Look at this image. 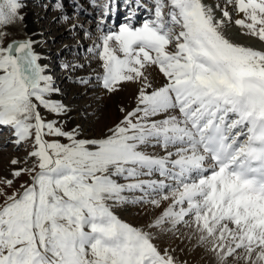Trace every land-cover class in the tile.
<instances>
[{
	"label": "snow or ice",
	"instance_id": "snow-or-ice-1",
	"mask_svg": "<svg viewBox=\"0 0 264 264\" xmlns=\"http://www.w3.org/2000/svg\"><path fill=\"white\" fill-rule=\"evenodd\" d=\"M124 2L121 21L117 0H89L100 71L74 83L97 98L133 89L115 119L97 105L91 128L69 124L34 41L5 46L0 31V131L30 149L0 178V264H187L168 236L213 264H264V48L228 35L264 43V0ZM22 8L0 0V29Z\"/></svg>",
	"mask_w": 264,
	"mask_h": 264
},
{
	"label": "bare ground",
	"instance_id": "bare-ground-1",
	"mask_svg": "<svg viewBox=\"0 0 264 264\" xmlns=\"http://www.w3.org/2000/svg\"><path fill=\"white\" fill-rule=\"evenodd\" d=\"M100 1V0H99ZM98 1V2H99ZM43 1L41 0H21V3L23 5V8L21 10L20 15L23 16V20H17L13 25H10L6 27L9 32V36L13 35H29L31 39L34 41V46L38 50L39 53H41L43 59L42 63L47 64L49 69H50V74L53 75L54 80L58 79L57 76V62L53 63L52 61L47 60V48L43 46V40L44 39H50L54 41H59L63 37H68L71 36L75 33V30L71 29L72 24L78 25L77 28H80L79 25L81 23L79 20H71V16H85V19H88L90 17V13H95L99 15V10L96 11L97 9H94L92 6H90L89 10L91 11H80L78 12L77 10V5H81V0H76L74 3H72L71 6H66L63 7V9H57L55 5L57 3H50L54 2L53 0H50V2H45L43 4V7H37L33 8L32 6L34 5H41ZM82 2H86L88 5L89 0H82ZM103 1H100L99 3H102ZM206 3L214 5L216 3V0H205ZM37 3V4H36ZM58 3H65V0H59ZM127 8V5L126 7ZM51 11H54V16L49 17ZM41 12V13H40ZM42 12H45V14H42ZM98 12V13H97ZM62 13L64 15L69 16V20L65 21L62 19ZM71 13V14H70ZM72 13H76L73 14ZM91 24V23H89ZM93 25V24H92ZM92 25L90 26H84L82 27V30L85 31V29L89 31H93L96 36L98 33L95 32V29L92 30ZM1 31V29H0ZM55 31V35H51V32ZM228 35L232 37L233 39H236L244 44L251 45L257 48H264V43L259 42L256 38L252 37H245V36H240L238 34V29L235 26H230L228 29ZM7 37V38H8ZM7 38L3 41L4 42L7 40ZM96 39V37H95ZM71 42V41H70ZM69 42V43H70ZM49 47V46H47ZM75 48V43L74 47L73 46H66L65 49H74ZM82 51L83 48H85L83 45H81ZM80 49V48H79ZM78 49V51H79ZM55 50V49H54ZM55 52V51H54ZM60 52V50H59ZM56 51V55L59 57L58 53ZM70 53H73L70 51ZM73 57H69V60H73ZM73 64L77 65V62L73 61ZM71 64V63H70ZM59 65H61V62H59ZM92 67H96V65H93ZM85 77L89 76V74L85 73L83 74L82 72H76L75 73V78L77 77ZM65 88V87H63ZM69 88V87H68ZM132 86H128L126 90L122 93H120L118 96H116L118 102H125V103H131V96H132ZM67 93V90H65L64 93H62V97ZM72 98L69 100H64V102L68 105L71 106L73 111L71 112V117L72 119L69 121V124L73 123H81L85 128L91 127V122L94 118V110L96 109L97 105H99L102 109H104V114L112 119H115L117 116H119V112L117 111V107L114 105V102L112 101V98H107L104 97L102 94H100V98H97V93L93 91H87L85 89V86L79 90H71L70 91ZM86 93V94H85ZM74 98H80V101H76ZM79 100V99H77ZM88 100V101H87ZM90 100V101H89ZM86 104H90L89 108L86 109ZM7 130V129H4ZM5 145L4 142L0 143V146L3 147ZM5 149V148H4ZM3 149V151H4ZM14 167H20L19 165L13 166L10 163L4 168V172L11 173L12 169ZM135 215L131 217L129 214V209L126 212H123L122 215L125 219L133 220L134 222H139L140 218L137 217V209H135ZM169 238V236H168ZM167 238V239H168ZM163 244L170 245L172 247L176 248V253L175 255L180 256L183 258V256L180 255L179 249L182 246L187 245V238H184L183 241L180 239H176L175 237H172V240L170 238L166 240V238H162L161 241ZM207 259V262H213V257L206 254L205 256L201 257H194V260L190 261V263H199V262H205Z\"/></svg>",
	"mask_w": 264,
	"mask_h": 264
},
{
	"label": "rangeland",
	"instance_id": "rangeland-1",
	"mask_svg": "<svg viewBox=\"0 0 264 264\" xmlns=\"http://www.w3.org/2000/svg\"><path fill=\"white\" fill-rule=\"evenodd\" d=\"M53 1L54 2L43 0L41 5L38 4V5H34L32 7L33 8H37V7L42 8L43 4L45 2L58 3L59 0H53ZM80 3H81V6L84 9H86L87 11L90 9L89 8L90 5H88L86 2H82V0H81ZM62 4L64 5V7L68 6L65 3H62ZM71 5L72 4H70L69 6H71ZM89 11H91V10H89ZM96 11H98V9ZM49 13H50L49 17L54 16V11H51ZM42 14H45V12H42ZM73 14H76V13H72V15ZM85 18H86L85 16H80V15L70 17L71 20H77V21L79 20V22L83 25V27L89 26V25L91 26L93 24L91 28H92V30L95 29L94 22L92 20H90V18H88V19H85ZM89 23H91V24H89ZM1 31L7 32V35L3 38V41H4L9 36V32H8L7 28H2ZM92 32H94V30ZM92 34H94V33H92ZM51 35H55V31L51 32ZM83 35H84V30H82V27H80V28H76L75 33L73 35L68 36V37H63L59 41H54V40H50V39H44L43 40L44 41L43 46H45V48H47V52H48L47 53V60L48 61L53 60V63L57 62V65L59 66V67H57L58 79L55 80V82L62 89V93H64L65 90H67V93L62 97L64 100H69L72 98L71 93H70L71 90L77 91V90L84 87V85H79V84L74 83V81L76 79L75 78L76 72L79 71V72H82L83 74L87 73L90 76V75H94L95 72L100 71V69L98 67V63L94 59L93 54L89 53L87 51V49L93 45V42L95 41V37L89 38V37H87L85 35L83 36ZM92 36H95V35H92ZM74 43H75L74 49H65L66 46H69V47L73 46L74 47ZM81 45H83L85 47V48H83V51H82ZM47 46H49V47H47ZM78 49H79V51H78ZM59 50H60V52H59ZM56 51L59 52L58 53L59 57L56 55ZM70 51L73 53H70ZM70 56L73 57L74 59L69 60ZM73 61L77 62V65L83 63L84 67L83 68H76L75 70L69 69L67 71L62 68L63 64H65V63L73 64L74 63ZM59 62H61V65H59ZM93 65H96V67H92ZM66 76L68 77L67 79H65ZM89 76H85L84 78H88ZM63 87H65V88H63ZM74 99H76L77 102L80 101V98H74ZM77 99H79V100H77ZM112 101L114 102V105L116 106L117 102H118L117 98L113 97ZM85 106L87 109V108H89L90 104H86ZM89 128H91V127H89ZM89 134H91V132H89ZM13 138L14 137H12V132L10 130L0 131V143L1 142L6 143L7 141H9L10 139H13ZM3 149H4V151H3ZM28 150H30V149L26 148L25 146H21L20 150H17L16 146L14 144H11V143H8L6 146L3 145V147L0 146V178L7 177L8 179H11L12 178L11 173L4 172V168L10 163V161L13 158L25 157L27 155ZM19 166L20 167L30 166V162H29V165L20 164ZM26 180H28V176L23 175L15 181L12 188H6L5 190L7 191V193L9 195H11L12 192L16 191L19 188L20 184ZM4 187L5 186L3 184H0V188H4ZM2 199L3 198H0V202H2ZM135 209H136V207H134V206L129 207V214L131 215V217H133L135 215V213H134ZM165 238H166V240H168L169 238H170V240H172V236H169V238L168 237H165ZM187 243H188L187 245L182 246L178 250L180 255L183 256V258H182V257L176 255L179 260L187 261V264H213V262H210V261L207 262V259L205 262L190 263V261L194 260V257L205 256L206 253H204L202 249L194 247L195 238H193L191 241L187 239ZM181 249H183V251H181Z\"/></svg>",
	"mask_w": 264,
	"mask_h": 264
},
{
	"label": "water",
	"instance_id": "water-1",
	"mask_svg": "<svg viewBox=\"0 0 264 264\" xmlns=\"http://www.w3.org/2000/svg\"><path fill=\"white\" fill-rule=\"evenodd\" d=\"M25 39H31V37L29 35H13V36H10L7 38V40L4 42V45L6 46L8 43H10L12 41H22ZM34 48H35V46H34ZM35 50L38 52V50L36 48H35ZM41 63H42V61H41Z\"/></svg>",
	"mask_w": 264,
	"mask_h": 264
}]
</instances>
